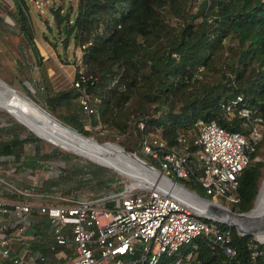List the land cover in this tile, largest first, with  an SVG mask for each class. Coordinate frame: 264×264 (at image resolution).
<instances>
[{"label": "trees", "instance_id": "16d2710c", "mask_svg": "<svg viewBox=\"0 0 264 264\" xmlns=\"http://www.w3.org/2000/svg\"><path fill=\"white\" fill-rule=\"evenodd\" d=\"M13 6L18 35L30 48L39 71L36 92L31 93L20 81L23 91L60 120L93 135L83 127L85 113L78 103V89L71 85L55 88L50 80L37 43L49 39L43 32L36 36L26 0H13ZM75 7L73 16L60 6L49 10L57 32H63L59 37L62 47L71 38L72 53L80 49L82 74L87 77L81 85L95 108L88 117L92 126L100 123L104 132L95 133L97 140L114 141L159 169L138 150L141 136L151 129L169 145L179 133L187 135L198 118L214 119L238 130V117L229 124L219 106L221 100L237 94L245 105L264 114V0H77ZM73 76H78L76 70ZM0 114L20 124L2 109ZM11 128L9 123L3 130ZM9 133L0 139V153L17 156L24 142L42 141L32 132L23 137L13 130ZM263 145L264 130L238 177V201L230 203L236 212L252 207L264 179V153L254 159ZM40 151L37 148L26 164L52 155L63 160L76 156L56 146L49 153ZM82 167H75L71 174L84 172ZM85 168L97 185L106 183V166L87 160ZM176 180L209 198L195 174ZM214 222L229 228L235 252L228 255L207 239L195 237V247L190 248L197 264H264V241ZM168 258L161 254L156 264H165Z\"/></svg>", "mask_w": 264, "mask_h": 264}, {"label": "built area", "instance_id": "2783aa9c", "mask_svg": "<svg viewBox=\"0 0 264 264\" xmlns=\"http://www.w3.org/2000/svg\"><path fill=\"white\" fill-rule=\"evenodd\" d=\"M73 63L78 76L70 85L78 89V103L89 116L95 108L81 85L87 77L80 53ZM219 106L229 124L238 117L240 129L198 118L193 129L179 133L171 145L159 133L143 134L138 150L164 174L175 180L195 174L209 198L234 203L238 177L264 130V114L245 105L240 94L221 100ZM35 153H0V264H156L161 254L169 256L165 264H197L190 247L199 236L234 254L229 228L204 219L170 191L125 184L102 195L87 190L59 193L55 185H43L34 164H26ZM17 170L21 177L15 175ZM14 176L26 180L16 184ZM34 212L47 217L46 247L61 261L33 248Z\"/></svg>", "mask_w": 264, "mask_h": 264}, {"label": "rangeland", "instance_id": "374dc122", "mask_svg": "<svg viewBox=\"0 0 264 264\" xmlns=\"http://www.w3.org/2000/svg\"><path fill=\"white\" fill-rule=\"evenodd\" d=\"M76 1L77 0H26L27 10L30 14L29 16L32 21L36 36L39 38L43 32L51 42L56 44L60 58L64 59L66 56L68 57L69 61L73 60L72 39L70 38V42L66 48L62 47L59 37L63 36V32L60 34L57 32L52 20V14L49 9L50 7L55 8L56 6H60L64 12L66 10H71V16H73L76 9ZM9 4H11L9 7H4V4L0 2V77L14 88L24 92L20 84L21 81L26 85L31 93H34L36 92V84L39 80V71L30 48L21 42L18 35L19 28L16 11L13 6V0ZM45 20H47V22ZM46 24H48V26ZM41 41L42 40L39 42ZM76 50L81 55L80 49H78V47ZM82 121L84 124L83 127L93 133V135L90 134L89 136L96 138L95 133H104L102 131L103 128L101 127V124L97 123L96 125L92 126L90 117L87 115L82 114ZM1 123H11L12 128L10 131L13 130L14 132L19 133L20 137L25 136L28 132H32L23 124L20 123V125L18 123H13L11 119L7 120L0 114V125ZM9 132L3 130V128H0V139L10 135ZM149 132L158 133V131L154 129H151ZM54 146L55 145L43 141V139L42 141L32 140L24 142L21 145L20 150L26 155H29L37 148L41 150L40 153H49L52 152ZM263 153L264 145L262 147L261 154L256 155L254 159H260ZM262 158L264 160V154ZM87 160L90 159L78 154H76V156H71L66 160H63L57 155H52L50 158L41 157L39 160H37V162L34 161L32 164H34L33 167L39 169V174H41L43 179V185L45 187L55 185L59 193L75 194L87 190L93 195H102L105 192L107 193L118 190L125 184H132L133 180L130 177L106 166L107 170H104L103 173V179L106 180V183L104 185H97V179H91L90 176L92 173L87 171L85 168ZM80 166L84 167L81 168L84 172L71 174L75 167ZM19 170L15 172V175H19L21 177ZM11 180L16 184H21L22 181L24 182L26 180V177L21 181L16 176H14V178L12 177ZM217 201L230 207V202L227 200L218 199ZM252 236L255 239L254 235Z\"/></svg>", "mask_w": 264, "mask_h": 264}, {"label": "bare ground", "instance_id": "6f19581e", "mask_svg": "<svg viewBox=\"0 0 264 264\" xmlns=\"http://www.w3.org/2000/svg\"><path fill=\"white\" fill-rule=\"evenodd\" d=\"M11 102L21 108L27 109V111L39 117L40 121L46 127V130L37 125L31 123L26 118H24L15 108L7 107L4 109L2 100L0 99V109L6 111L15 120H19L25 124L27 128H30L36 135L43 138L44 141L55 145L61 149L67 150L69 152H74L81 156L98 160L110 166L113 170L130 177L132 185L138 186H151V182L156 176L154 171L143 172L140 169H134L129 166L126 162L122 160L119 153L114 149V145L110 142L99 145L94 141H83L82 138L72 131L66 129L59 123L55 121H48L43 113L22 102L20 97H18L15 92L11 93ZM148 182V183H147ZM165 180L159 179V185L161 187L167 188L171 193L175 194L185 202L194 204V207L198 212L213 214L215 212V207L209 206L204 201L190 199V193L185 189L178 186L175 183H168ZM160 187V186H159ZM223 216V215H222ZM240 227V229H247L252 232L256 239L264 238V179L258 190L257 197L255 199V205L253 210L246 214L245 216L235 219Z\"/></svg>", "mask_w": 264, "mask_h": 264}, {"label": "water", "instance_id": "95a60500", "mask_svg": "<svg viewBox=\"0 0 264 264\" xmlns=\"http://www.w3.org/2000/svg\"><path fill=\"white\" fill-rule=\"evenodd\" d=\"M12 92H15V94L18 97H20L22 102H24L27 105L28 108H29V106L34 107L35 109H37L38 111L43 113L48 121H55V122L59 123L60 125H62L66 129H68V130L72 131L73 133H75L76 135L80 136L83 141H90L91 140V141L96 142L99 145H102V144H105L107 142H110V143H112L114 145V149L119 153V156L122 158V160L124 162H126L129 166H131L132 168L140 169L143 172H146V171H154V172H156V176L152 180L151 186H149V187H154V186H160L161 187L162 185L158 184L159 183V179L160 180H165L168 183H175L178 186H180L183 189H185L188 193H190V196H189L190 199H193L195 201L196 200L197 201L198 200L204 201L209 206L211 205L212 207H215L216 209H215V212H213V214L201 213V212H198L196 210V208L194 207V204L192 205L189 202H185L186 200L183 201L180 198L189 208L193 209L194 211L198 212L199 214H201L202 216H204L206 218H210V219H213V220L221 221V222H224V223H226L228 225L234 226L236 231H237V233H239V234H251V235H253L252 232L247 230V229H243V230L240 229V227H239V225H238V223H237V221L235 219H238V218L242 219L243 216H245L246 214L250 213L253 210L258 190H257L256 196H255V199H254L253 206L251 208H249L247 211L236 212V211L232 210L230 207L222 204L219 201H215V200H213L211 198L204 197V196L198 194L197 192H195L194 190L189 189L188 187H186L185 185H183L179 181H177L174 178L164 174L161 170H159L158 168H156L153 165H151L149 162H147L145 159H143L142 157L137 155L135 152L128 151V150L124 149L120 144L112 142V141H98L96 138H94L92 136H89V135H86V134L78 131L73 126L69 125L68 123H66V122H64L62 120H60L58 117L54 116L52 113L47 111L44 107H42L39 103H37L30 95H28L27 93L22 92V91H20V90H18L16 88H14L13 86H11L9 83H7L4 79H2L0 77V99L2 100V103L4 104L3 105L4 109L6 108V106L7 107H11V108H15L28 121H30L31 123L37 125V127H41V128H44L46 130L45 125L43 124L42 121H40L39 117L30 114L27 111V109H25L24 107L21 108L20 105L16 106V105H14L11 102V93ZM17 121L19 123L23 124V122H21L19 120H17ZM23 125L25 126V124H23ZM28 129L30 130V128H28ZM41 139H43V138H41ZM72 153H74V152H72ZM88 159H90V160H92V161H94L96 163H99L101 165L110 167L109 165H107V164H105L103 162H100L98 160H94V159H91V158H88ZM161 188H163L165 191H169L164 186L161 187ZM257 241L263 242L264 238L263 239H257Z\"/></svg>", "mask_w": 264, "mask_h": 264}, {"label": "crops", "instance_id": "0c3cea01", "mask_svg": "<svg viewBox=\"0 0 264 264\" xmlns=\"http://www.w3.org/2000/svg\"><path fill=\"white\" fill-rule=\"evenodd\" d=\"M12 0H0L4 4V7H9ZM42 40L41 42H39ZM39 44L40 54L43 56L44 61L47 65L48 75L55 88H62L70 85V79L75 73L74 57L77 54V50L74 49L73 60L69 61L68 57L64 59L60 58L57 48L47 39H39L37 41ZM34 223L32 224V231L34 233V238L32 239V246L36 250H40L46 253L50 259L61 261L62 259H56L53 254H51L47 247L46 242L49 240L47 236L48 221L47 217L43 214L34 212Z\"/></svg>", "mask_w": 264, "mask_h": 264}]
</instances>
